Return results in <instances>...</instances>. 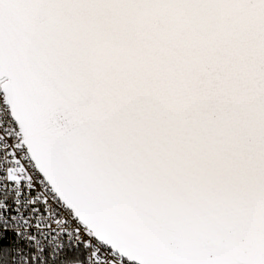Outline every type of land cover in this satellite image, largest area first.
<instances>
[{
  "label": "snow or ice",
  "instance_id": "obj_1",
  "mask_svg": "<svg viewBox=\"0 0 264 264\" xmlns=\"http://www.w3.org/2000/svg\"><path fill=\"white\" fill-rule=\"evenodd\" d=\"M0 264H264V0H0Z\"/></svg>",
  "mask_w": 264,
  "mask_h": 264
}]
</instances>
